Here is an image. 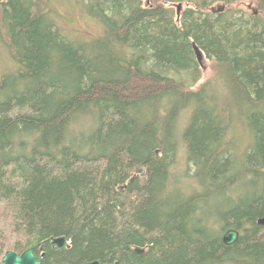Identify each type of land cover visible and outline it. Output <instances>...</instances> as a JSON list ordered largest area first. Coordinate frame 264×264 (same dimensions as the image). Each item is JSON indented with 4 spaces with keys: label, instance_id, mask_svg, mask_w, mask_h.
I'll return each instance as SVG.
<instances>
[{
    "label": "trees",
    "instance_id": "obj_1",
    "mask_svg": "<svg viewBox=\"0 0 264 264\" xmlns=\"http://www.w3.org/2000/svg\"><path fill=\"white\" fill-rule=\"evenodd\" d=\"M245 1L79 0L104 33L77 42L44 0H0L1 252L264 264V0ZM193 44L216 69L204 82Z\"/></svg>",
    "mask_w": 264,
    "mask_h": 264
},
{
    "label": "rangeland",
    "instance_id": "obj_2",
    "mask_svg": "<svg viewBox=\"0 0 264 264\" xmlns=\"http://www.w3.org/2000/svg\"><path fill=\"white\" fill-rule=\"evenodd\" d=\"M199 2L201 0H192ZM215 5V3L212 1ZM182 4L181 8L188 7L186 2H176L173 5L171 4V8H173L174 12L177 13L178 11V5ZM250 0H246L244 4H241V6L236 7V9H240L242 11H248L249 13L254 11L256 8L251 5ZM222 5L221 3L216 4V7H219ZM45 8L48 10V13H51L52 19L55 21V25L64 33L66 37H68L71 40L81 42V41H91L98 36H101L100 34L104 33V29L101 23L97 22L96 20L92 19L85 11L82 5L79 3V0H45L44 2ZM221 7V6H220ZM250 7V8H249ZM182 9L179 11L181 14ZM0 30V76L5 73H8L10 71H13L14 67V61L11 59V54L9 51H7V48H5V45L3 44L1 38H3L4 32ZM204 65L206 67V71H204V80H209V78L213 77L216 73V69L213 67V63L210 61H205ZM206 72V73H205ZM202 82V81H201ZM200 82V83H201ZM200 85V84H199ZM185 121V119H183ZM241 139H237L235 141L236 144V151L240 148H245L247 143L249 142L247 136L243 133H241ZM241 150V149H240ZM185 163V159H178V162ZM180 164V165H181ZM185 164L178 166L179 170L184 169ZM186 166V172L189 173V169ZM3 236V235H2ZM0 236V243L2 241ZM7 236V234L4 235V237ZM69 247V244L66 245V249ZM4 256V251H0V258Z\"/></svg>",
    "mask_w": 264,
    "mask_h": 264
},
{
    "label": "water",
    "instance_id": "obj_3",
    "mask_svg": "<svg viewBox=\"0 0 264 264\" xmlns=\"http://www.w3.org/2000/svg\"><path fill=\"white\" fill-rule=\"evenodd\" d=\"M181 6H182V4L178 5V7H177L178 13L182 9ZM193 50L195 53L194 56H196V60L200 65L199 67H201L203 71H206V67L204 65V62H205L204 61V55H202L203 54L202 51L198 48V46L196 44H193ZM257 223H259V225H261V226H264V217L261 218ZM239 237H240V235H239L238 231H235V230L227 231L223 237L224 245L230 246V245L235 244L238 241ZM66 242L67 241H66L65 237H58V238H55V240L53 239L51 243L54 246H56V248L63 249L68 244ZM35 248L29 249V250L23 252L19 256L17 253H15L13 251H8L2 257L0 264H42L41 261H38L36 259V257L33 256ZM143 250L144 249L137 248L134 252L139 253V254H143L144 253ZM87 264H99V263L93 262V263H87Z\"/></svg>",
    "mask_w": 264,
    "mask_h": 264
},
{
    "label": "flooded vegetation",
    "instance_id": "obj_4",
    "mask_svg": "<svg viewBox=\"0 0 264 264\" xmlns=\"http://www.w3.org/2000/svg\"><path fill=\"white\" fill-rule=\"evenodd\" d=\"M180 15V13H178V16ZM51 243V242H50ZM36 247V248H35ZM35 247H32V248H35V250H34V255L33 256H35L36 257V259L38 260V261H41V263L42 264H44V261L46 260V254H47V251L44 249V247H42V246H35ZM32 248H30V249H32ZM50 248L52 249V250H54V251H60V250H62V249H58V248H56V246H54L52 243H51V246H50ZM63 249H66V247L65 248H63ZM27 250H29V249H27ZM27 250H25V251H27ZM25 251H23V252H25ZM22 252V253H23ZM22 253H18V256L19 255H21ZM87 264V263H86Z\"/></svg>",
    "mask_w": 264,
    "mask_h": 264
}]
</instances>
